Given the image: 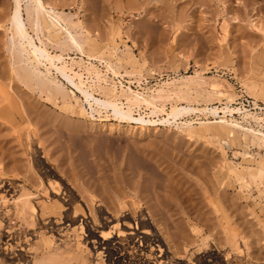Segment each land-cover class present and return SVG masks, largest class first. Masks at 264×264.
<instances>
[{"label": "rangeland", "instance_id": "obj_1", "mask_svg": "<svg viewBox=\"0 0 264 264\" xmlns=\"http://www.w3.org/2000/svg\"><path fill=\"white\" fill-rule=\"evenodd\" d=\"M59 2L64 3L66 8H71L66 12L75 15V20L84 27L85 38L99 45L87 47V54H101L103 58L120 65L118 73L124 74L123 80L121 79L124 83L130 79L135 81L140 74L150 75L151 72L147 71L149 68L161 73H158L159 78L157 74L152 78L148 76L155 84L175 75L194 74L197 71L207 78V83H203L202 89H198L204 97H209L206 90L211 88L210 83L216 79L225 92L234 94L235 98L236 95H241L238 102L242 101L247 109L249 106L250 109L254 108V100L264 103V0H167V3L166 0H159L160 3L156 1L150 6L145 2L143 8L146 10L142 8L136 11L134 17L113 18L90 16L89 13L100 11L104 7L110 11H120L128 7L127 3V6L123 1L121 4L102 6L98 0ZM117 6L121 9L116 10ZM11 7L12 0H0V102L5 103L8 97L14 106L11 114L0 117V170L5 168L6 176L17 180L16 191H19L15 192L16 199L8 195L7 200H0V206H9L10 209V216L6 214L3 218L0 213V264H23L17 262L18 258L24 264H36L42 258L59 252H62L60 264H81L85 261L106 264L105 255H99L92 240H85L87 232L69 230L61 236L55 235L56 243H47L46 239L53 237L48 230L43 229V218H36L37 224L34 218L28 216L29 210L24 213L26 222L18 218L20 215L17 214V207L21 202H17V197L27 192L37 194L27 199L39 205L45 197H53L52 193L45 192L46 181L56 182L57 179L58 185L55 186L60 191L64 190L63 197L66 201L73 202L68 213L76 212V215L83 218L90 216L89 220L94 221L90 210L92 205L96 208V214L103 209L108 211L106 215L110 218L120 217V214L116 216L108 209L109 201H100L102 197L108 199L109 189L112 192L111 189L116 187L127 203L125 211L133 223L136 215H131L130 205L128 206L131 199L125 193L122 194L124 190L120 189L127 183L122 176L129 171H142L150 164L161 175L153 180L159 185L164 183L169 186L166 187V192L165 187L159 189L162 197L164 194L169 196L162 213L157 209L155 211L160 213L161 223L151 220L152 230L160 237L169 259L190 263L199 256L198 253L205 254L210 249H217L224 264H264V187L260 188V192L255 184L243 189L238 183L232 186L235 177L229 173L233 165L237 166V171L241 174H245L247 167H256V162L262 160L256 152L261 151L251 148L246 152L238 142L233 144L227 138L221 141L213 137L211 134L219 129L214 125L209 129L201 128L199 132L194 129L192 139H187L173 127L156 126L142 130L141 127L133 129L123 125L122 131H113L108 127L116 124L113 116L107 117L108 122L89 121L90 117L81 114L79 110L80 101L64 104L27 89L16 78L11 81L9 73L13 59L8 51V32L5 31ZM148 7L152 8L147 10ZM126 8L123 10L128 9ZM231 16L235 17L236 22L231 20ZM173 41L178 42L180 47L171 48ZM123 44L129 45L131 49H125ZM116 46L126 53L120 52L124 54V59L118 60ZM102 69L105 70L103 67ZM127 72L132 75L125 74ZM161 76L163 78L160 79ZM132 85L137 86L136 83ZM8 86L12 89L9 90ZM134 89L138 90L137 87ZM214 98L211 101L201 98L199 103L219 106L220 103L227 102L224 97ZM244 100H248L250 105ZM169 103L171 102H165L166 108L170 107ZM141 112H145V108ZM106 115L108 114L102 113L104 118ZM96 118L101 117L96 115ZM245 152L249 153V157L241 154ZM125 163L127 169L124 167ZM163 171L171 176L167 182L163 180L166 178ZM218 176L223 178L222 186L218 183ZM133 181L140 183L134 185L135 189L142 184H149V180ZM90 196L96 200L94 204L90 202ZM1 208L2 212L4 208ZM148 210L142 204L137 213H146L150 217ZM1 218L5 221H1ZM154 219L159 217L156 215ZM181 228L186 230L187 240L185 237H181V240L178 236L174 237L173 233ZM230 229L236 234L237 244L235 243L234 250L228 240ZM7 232L13 233L16 239V243L13 242V246L9 248L4 245L8 240L5 237L9 235ZM96 234L99 236V231ZM170 246L188 248L186 252L176 255L175 248ZM68 249L71 250L70 254Z\"/></svg>", "mask_w": 264, "mask_h": 264}, {"label": "bare ground", "instance_id": "obj_2", "mask_svg": "<svg viewBox=\"0 0 264 264\" xmlns=\"http://www.w3.org/2000/svg\"><path fill=\"white\" fill-rule=\"evenodd\" d=\"M59 1L12 0L11 12L7 19L8 27L6 26L5 30L6 32H8V51L13 59L11 60L9 73L11 81H14V78H16L21 83V85L25 86L27 89L37 91L40 95H45L51 100L62 101L64 102V104H71L72 101H77L78 103L80 101L79 110L81 114H86V117H90L89 121L108 122L107 117L109 115L113 116L112 118H114L116 124H111L108 126L113 131H120L123 128V125H126L127 127L133 129L141 127L142 130H146L150 127L154 128L156 126H163L168 128L173 127L184 134L187 139H192V131L194 129V131L197 130L199 132L201 131V128L207 127L209 129L213 125L218 126L219 129L211 134L213 137L220 140L227 138L233 144H236L238 142L242 147L246 149V152L251 148H257L261 151V153L256 152V154H258L262 160L256 162V167H247L245 170V174L239 173L237 171V166L234 165L229 169V173H231L235 177V179L232 180V186H235V184L238 183L241 189L249 188L252 184H255L259 189L261 187H264V180H262V175L264 174L263 102L257 103L254 102V100L252 102L254 108L247 109V106L245 107V104L242 101L238 102V100L241 98V95H236L237 98H235L234 94L227 93L228 91L225 92L222 85L216 79L212 83H210L211 88L209 90H206V93L207 95H209V97H204V95L201 94L198 89H202L203 83H207V78L201 76L202 73L200 74V72L197 71L194 74L182 76L175 75L172 78H168V76V79L164 80H160L161 78H163V76H161L160 79H158L160 81L158 83L156 82L155 84L149 78H152L153 75L156 74V76H158L159 78V71L149 68L147 71L151 72L150 75H147L148 73L140 74L141 76L135 78V81H132V79H130L129 81L126 80V82L124 83L122 81L124 78V74H121L120 72L118 73L120 65L117 66L116 62H112L108 59L103 58L101 54H87V47H99V45H96L95 41L89 42L90 40L88 41V39L85 38L84 27L81 24L79 25V23L75 20V15L71 14V12H66L67 9L71 8H66L67 6ZM98 1L102 6H107L111 3L121 4L122 1L125 2V5L127 3L128 9L125 7L127 10H123L125 8H123L124 5L122 4V10H120L121 8L118 7L120 5L117 6V8L119 9L116 8V10L120 11H110L107 7H101L103 9L100 11L95 12L92 10L93 12L90 11L89 13L90 16L113 18L114 16L134 17V13H136V11L138 10H141L145 5V2H147V4L150 6L151 4H154L159 0ZM151 8L152 7H148L147 10ZM145 10L146 8L144 9V11ZM1 15L2 14H0V16ZM232 19L236 22L235 17L231 18V20ZM253 25L255 26V24ZM225 30L226 32H229L227 29ZM179 45L180 44L178 42L173 41L171 48L175 46V48L177 49L178 47H180ZM123 46L127 50L131 49L129 45L123 44ZM116 50L118 52V60L124 59V54L120 53L124 52V50L119 48V46H116ZM97 61L99 64L96 63ZM102 67L105 68V70H103ZM125 74L129 76L132 75L128 72ZM132 83H136L137 86H133ZM12 85L15 86V84ZM8 87L9 90L12 89L10 86ZM136 87L138 88V90L134 89ZM9 90L8 93H10ZM214 97H224L227 99V102L220 103L219 106H216L214 104L201 105L202 103H199V100L201 98L205 99V101H211ZM165 102H171L169 103L171 104L169 108H166L167 103L165 104ZM143 108H145V112H141ZM12 110H14V106H12V102L8 97L5 99V103L0 102V117H2L3 115L11 114ZM102 113H106L108 115H106L104 118L102 116ZM96 115H99L101 118L97 119ZM210 118L212 120H209ZM195 124H199V126H195ZM30 140H32V138ZM246 152L241 154L247 158L249 157V153ZM8 153L10 152L8 151ZM239 153L240 152H238V154ZM152 159L155 160L154 158ZM154 162L155 164H157L156 160ZM148 164H150V162ZM121 166L123 168V164ZM121 166L118 167L120 168ZM13 167H15V165ZM124 167H126V163ZM154 167L152 166V164H150L147 165L146 168H144V170L142 171L138 170L139 172L135 171V173L129 171V173L122 176V178L124 177V179H126L127 183L125 182V184H123L125 185V187L119 188L124 190L122 191V194L125 193L131 199V201H129L130 204L128 203V206L130 205L131 209H129L130 211H132L131 215L133 213L136 215L133 218V223L132 218L128 215V213L126 214L127 211H125L127 208V203L123 199L124 197L121 196V191L116 187H113V189H111L113 190L112 192H110L109 189L108 192L110 193V197L107 194V197H109L108 199H103L104 197H102V199L100 198V201L102 203H106L109 201L110 206L107 203L109 206L108 209L112 211V213H115L116 216L120 214L119 218H110L109 215H106L108 214V211H104L103 209V212L101 210L100 212H98V214H96V208L95 206L93 207V205V208L91 207L92 209L90 208V210L91 214L93 215L94 221L89 220L90 216L89 218L87 216L83 218V216L76 215V212L73 214L68 213L72 208L73 202L72 200L66 201L63 197L65 193L64 190L62 189L60 191V189L55 186L58 185V181L56 178V182L47 180V186H45V192L52 193L53 197H45V200H42L39 205L34 204L27 199L31 195L37 194H31L30 192H27L17 197V202H21L20 205L17 203V214L20 215L18 218H20L21 221L26 222L27 218L26 215L24 216V213H26L27 210H29L30 212V215L28 216L34 218V221H37V224L38 220H42L43 218V220L45 221V225L43 224V229L48 230L49 235L53 237L46 239V242L49 244L56 243V240H54L55 235L61 236L62 233H65L69 230L76 229L83 233L87 232V238L84 239L92 240L91 243L93 244V247L99 253V255H105L107 261L106 264H224V262L222 263L223 260H221V257L217 253V249H210L209 252H206L205 254L198 253L199 256L194 259L195 261H190V263L178 261L174 258H168V252H166V250L163 248L160 237L158 236V234L154 233V229L152 230L153 222L155 221L156 223H158L160 222L161 218L160 213H155L156 209L158 212L162 213V211L168 204L169 199V196H166L167 194H164V192H162L164 194V197H162L159 192V189L164 187V191L166 192V187L168 185L164 183L159 185V183H156V180H153V178L156 179L161 176L160 173H158V171L154 169ZM4 170L5 168L0 170V200H7L8 195L11 196V198H14L16 196L15 192L19 191H16L18 188L17 180L6 176L5 171L7 170ZM162 173H164V171ZM168 174L169 173L163 174L166 177L163 179L164 182H167L170 179L171 176L170 174L168 176ZM121 175H123V173H121ZM52 177L54 176L52 175ZM218 177V183L222 186L223 178H221L220 176ZM134 179H136V181L140 180V182L141 180L144 182H148L149 180V184H142L141 186H138V188L136 187V190L134 185H138L139 181L138 183L134 182ZM150 179L152 183H150ZM130 188H133V190H131ZM126 189L130 190L126 191ZM259 191L262 192L261 189ZM24 197H26V199H23ZM42 197L44 196L42 195ZM128 197L126 200H128ZM5 202L6 201H4V203ZM90 202L92 204L96 202L94 197L90 196ZM17 204L15 203V205ZM142 204L146 205L147 209H149L148 211L151 218L148 216V214L146 215V213L144 214L141 211V213H137L138 207L142 206ZM1 207L2 206H0V208ZM8 207H2L4 208H1L2 212L0 210L3 218L4 215H9L10 209H8ZM156 215L159 217V219H154ZM3 218H1V221H5ZM36 218H38V220ZM151 220H153V222ZM182 228L181 230L176 229V233H173L174 237L178 236V238L180 237V240L184 237L186 239L187 236L186 230ZM97 231H99V236L96 234ZM7 234L9 233L7 232ZM12 234L5 236L8 238V240L4 243V245L8 248L10 246H13V242L16 243V239ZM229 234L230 239L228 240L230 241L232 249L234 250L237 244L235 240L236 234L231 229ZM58 240L62 241L60 239ZM170 248H175L174 254L178 255L179 252H186L188 247L170 246ZM71 250H73V248ZM71 250H69V254L71 253ZM60 253L62 252L46 256L36 264H60V262L62 261ZM71 261H73V258L71 259ZM17 262H22L24 264L21 258H18ZM65 263L68 264V262ZM81 264L93 263L90 261H85L81 262Z\"/></svg>", "mask_w": 264, "mask_h": 264}, {"label": "built area", "instance_id": "obj_3", "mask_svg": "<svg viewBox=\"0 0 264 264\" xmlns=\"http://www.w3.org/2000/svg\"><path fill=\"white\" fill-rule=\"evenodd\" d=\"M245 102H247V105H250L249 101L248 100H245ZM251 106H249V109H250ZM256 125V124H255ZM257 126V125H256Z\"/></svg>", "mask_w": 264, "mask_h": 264}]
</instances>
